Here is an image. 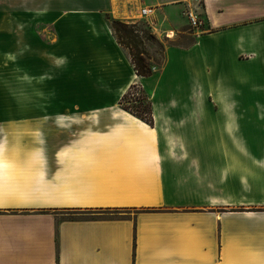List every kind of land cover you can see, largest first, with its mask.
<instances>
[{"label":"crops","instance_id":"0c3cea01","mask_svg":"<svg viewBox=\"0 0 264 264\" xmlns=\"http://www.w3.org/2000/svg\"><path fill=\"white\" fill-rule=\"evenodd\" d=\"M199 2L202 30L188 19ZM53 8L70 25L49 44L47 0H0V264H264V211L248 209L264 206V171L244 183L229 166L247 170L264 158L219 155L222 146L254 141L238 138L253 130L238 115L263 112L242 110L217 89L224 82L234 90L240 65L248 86L253 76L264 85V0H54ZM145 8L154 11L143 16L151 28L192 37L167 48L158 78L171 53L180 55L209 105L185 106L172 95L173 105L159 106L153 90L152 124L108 106L150 77L136 75L107 18L128 23ZM47 46L53 67L92 76L80 98L86 106L106 101L95 109L102 117L59 121L62 108L47 109Z\"/></svg>","mask_w":264,"mask_h":264},{"label":"rangeland","instance_id":"374dc122","mask_svg":"<svg viewBox=\"0 0 264 264\" xmlns=\"http://www.w3.org/2000/svg\"><path fill=\"white\" fill-rule=\"evenodd\" d=\"M53 4H54V0H47V12H46L47 16H46L45 32L47 36V42H49V44L53 43L57 38L56 36H54V33L59 32L60 29L64 27H68L70 25L69 19H65L64 20L65 23H64L61 20H59L60 18H58L57 15L54 14ZM202 4H203L202 2H199L197 5V9H195L196 11H194L195 12L194 15L197 17L198 22H200L199 25L200 27L198 29L201 30L205 29L204 18H203L204 12H203ZM68 5H67V9L69 8ZM129 21L130 22H128L127 24H135L137 29L141 31L139 35L141 36L143 41L142 46L143 48H145V51L147 53L146 58L148 59L146 60V62L148 65L151 66L153 72L152 76L154 74L157 75H155L154 78L153 77L151 78L150 76V78H148L149 80L147 79L143 81V79H140V81H138L139 88L131 91V93L127 95L125 98L122 97L118 100H110L111 102L108 104V106L111 107L115 106L122 109L123 107H132L135 109L143 110V107L147 102L152 103L150 96H152L153 90L158 91V96L155 101L156 103H158L157 105L159 106L173 105L174 99L173 97H171L172 95L173 96L175 95V98L176 95L177 97H181L180 100H178L179 98L178 99L176 98L175 100L176 101L183 100L184 101L183 105L185 106H196V105L205 106V103L206 105H209V101H207L205 98L203 97H201L200 99L197 98V92H196L197 83L190 81V76H188L186 72V67L182 68L181 65L182 58L180 55H175L173 52L171 53L170 69L168 73L165 76H163V79L158 78L159 71L161 67L164 65L166 60L167 48L175 45L187 46L192 42V37L183 38L180 35V32H178V34L174 32V36L170 37L169 34L171 30H166L169 28L165 26H157V28H151L149 23V21H151L150 17L140 16L138 17V19L129 20ZM189 25L192 28H195L191 25L190 20H189ZM144 31L150 32L153 38H149L148 36H146ZM192 33H193L192 31H189V34ZM175 34H177L178 36L175 37ZM188 36H192V35H188ZM49 48L51 47L47 46L46 66L44 70L46 75L45 105L47 109L53 108L54 106L62 108V112L65 114L60 115L61 119H58L59 121H81L82 118L84 120L86 118L97 119L99 117H102V115L99 114L98 112L95 113L97 111L95 109L103 106L107 107L106 101H101L97 99L93 101V104H89L86 106V104L84 103L85 100L80 98V96L85 93V90H87L86 89L87 87H85L87 79H92V76L89 75V77H86L83 74V72H80V70H76V68H71L70 66L67 65H63L60 67H53L51 65L52 58L55 56L52 57L51 55L53 54L52 49L48 51ZM31 53L34 52L31 51ZM185 59L186 62L188 63L187 56H185ZM246 67L247 65H240L237 66L236 68L235 67L233 68L235 71L236 80H235V85L233 86L234 90L232 92L227 89L228 85L224 82L221 84H217V89H224L228 93H230L232 97L230 100L232 101L233 105L240 107L242 110L246 106H255L258 107L259 108L258 110L260 111V107H261L262 109L261 112H263V114L255 113L252 115L243 112V114L238 115V119L240 123L239 126L243 124L245 125L247 119V122L250 125H252L253 128L252 135L245 136L242 134V132H239L238 138L242 140L244 139L247 140L252 138L254 139V141L253 140L241 141L239 142V144L231 148L222 146L219 148L220 149L219 155L226 156L228 158L238 157V159L253 158L254 160L259 161L260 159L264 158V85L263 83L259 82V80H257L256 76L255 77L253 76L251 83H249L251 85L248 86L247 79L245 77ZM36 73H37V68L31 67V75L36 76L37 75ZM79 75H81V77ZM32 86L33 84L31 81L30 83L31 92L34 90L32 89ZM209 86L210 88L212 87L211 84H209ZM258 87H263V89L258 90ZM71 96H75V98ZM217 101L219 102L220 105L222 104L224 105L223 99L219 98L217 99ZM120 102H122V105L120 104ZM68 110L71 111V115L67 114ZM77 110H78V114H75ZM144 113L145 111L143 112V114ZM49 118L50 116H47V121H52V120H48ZM49 133L50 132H47V134ZM62 144L63 142L60 141L57 145H62ZM53 145L54 143L52 141H47V153L49 148L53 147ZM187 149H188V153L189 152L192 153L193 150L195 151L194 153H199V152L202 153L201 151L202 148L201 149L199 148L200 151L198 148H193V147L181 148L183 153H185ZM212 149L213 152L211 153L218 155L217 148L216 150L215 148ZM248 165L251 166L252 168H248L246 170V168L244 167L245 163L238 162L234 164L233 163L229 164L231 168L233 167L235 168V170H237L236 176L242 179L244 183L250 182V180H246V179L253 180L257 176H259V173L261 171H264V162L253 163V165L248 163ZM226 176H227L226 174L225 176H223L224 182H226L225 179ZM224 184L225 183H223V185ZM262 188L263 189L261 193L264 196V186H262ZM248 209L251 211H264V206L252 207Z\"/></svg>","mask_w":264,"mask_h":264},{"label":"trees","instance_id":"16d2710c","mask_svg":"<svg viewBox=\"0 0 264 264\" xmlns=\"http://www.w3.org/2000/svg\"><path fill=\"white\" fill-rule=\"evenodd\" d=\"M111 29L113 31V35L115 36L118 44L127 50L135 73L139 77H150L152 76L153 72L151 66L147 64L146 60V51L143 48V41L139 33L140 30L137 29L135 24H127L126 22L107 18ZM145 35L149 38H153L152 34L148 31H144ZM139 88L138 83L132 84L128 91L124 94L123 98L131 93L134 89ZM139 100V99H138ZM122 105V102H120ZM124 110L131 113L138 119L148 123H153L152 118V103L147 102L143 107V110L135 109L132 107H123ZM145 113L143 114V112Z\"/></svg>","mask_w":264,"mask_h":264},{"label":"built area","instance_id":"2783aa9c","mask_svg":"<svg viewBox=\"0 0 264 264\" xmlns=\"http://www.w3.org/2000/svg\"><path fill=\"white\" fill-rule=\"evenodd\" d=\"M152 11H153V9H151V8H145V9L142 10L141 15L142 16H148V15H150V14L153 13ZM188 17H189L190 23H191V25L193 27H195V28H199L200 27L199 26L200 25V22H198V19L194 15V13H192V12L189 13Z\"/></svg>","mask_w":264,"mask_h":264},{"label":"bare ground","instance_id":"6f19581e","mask_svg":"<svg viewBox=\"0 0 264 264\" xmlns=\"http://www.w3.org/2000/svg\"><path fill=\"white\" fill-rule=\"evenodd\" d=\"M173 32H170L169 36L170 37H173L174 36V33L172 34Z\"/></svg>","mask_w":264,"mask_h":264}]
</instances>
